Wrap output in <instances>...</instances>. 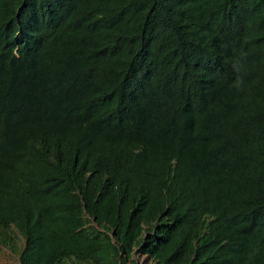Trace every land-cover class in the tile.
Listing matches in <instances>:
<instances>
[{
  "label": "trees",
  "instance_id": "trees-1",
  "mask_svg": "<svg viewBox=\"0 0 264 264\" xmlns=\"http://www.w3.org/2000/svg\"><path fill=\"white\" fill-rule=\"evenodd\" d=\"M0 246L264 264V0H0Z\"/></svg>",
  "mask_w": 264,
  "mask_h": 264
},
{
  "label": "rangeland",
  "instance_id": "rangeland-1",
  "mask_svg": "<svg viewBox=\"0 0 264 264\" xmlns=\"http://www.w3.org/2000/svg\"><path fill=\"white\" fill-rule=\"evenodd\" d=\"M149 258H145V256H136L131 254L130 259L128 260L129 264H149ZM0 264H17V258L11 255L9 251L0 246Z\"/></svg>",
  "mask_w": 264,
  "mask_h": 264
},
{
  "label": "clouds",
  "instance_id": "clouds-1",
  "mask_svg": "<svg viewBox=\"0 0 264 264\" xmlns=\"http://www.w3.org/2000/svg\"><path fill=\"white\" fill-rule=\"evenodd\" d=\"M243 84V81L242 80H238L237 81V86L239 87V86H241Z\"/></svg>",
  "mask_w": 264,
  "mask_h": 264
}]
</instances>
